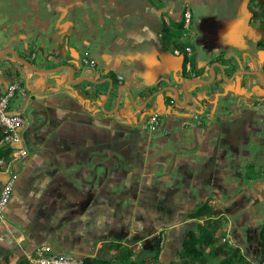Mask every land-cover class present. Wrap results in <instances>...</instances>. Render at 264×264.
<instances>
[{
	"label": "crops",
	"instance_id": "1",
	"mask_svg": "<svg viewBox=\"0 0 264 264\" xmlns=\"http://www.w3.org/2000/svg\"><path fill=\"white\" fill-rule=\"evenodd\" d=\"M187 8L191 25L183 30ZM5 48L35 55L37 68L52 71L32 70L12 53L0 61V96L15 81L27 91L19 95L25 103L10 104L9 112L27 119L15 149L28 150L14 163L1 262L33 264L45 246L84 260L111 242L145 238L148 225L161 222L160 264H172L185 237L181 227L195 221L188 214L206 201L234 246L206 262L264 260V106L257 105L264 86L257 73L238 72L264 75V0H0V54ZM85 53L95 67L82 62ZM64 66L75 68L72 81ZM213 70L222 88L198 93L201 124L176 107L172 91L158 93L210 81ZM122 85L126 109L114 113ZM232 94L244 104L226 98ZM155 113L159 128L144 129ZM179 128L189 129L188 140L172 137ZM180 153H191L193 163ZM8 177L0 170V191ZM157 208L174 211L159 215Z\"/></svg>",
	"mask_w": 264,
	"mask_h": 264
},
{
	"label": "trees",
	"instance_id": "2",
	"mask_svg": "<svg viewBox=\"0 0 264 264\" xmlns=\"http://www.w3.org/2000/svg\"><path fill=\"white\" fill-rule=\"evenodd\" d=\"M181 27L184 28V20ZM182 46V45H181ZM186 48L185 46L183 47ZM182 48V49H183ZM3 135H0L2 141ZM14 148L9 145L0 146V170H4L12 158ZM216 209L208 201L203 203L188 217L195 221L181 227L180 233H185L178 258L172 264H209L206 262L211 257H217L232 250L234 246L229 244L226 237V230L222 220L217 217ZM204 220V222H200ZM165 234L151 241L148 249L144 243L140 249L136 246L141 242L140 238H132L128 243L111 242L102 249V253L96 256H87L83 264H160V256L163 251V241ZM264 246V243H263ZM206 250L212 256L206 255ZM211 250V251H210ZM234 250V249H233ZM236 251V250H235ZM230 252V251H229ZM228 253V252H227ZM222 259L220 264H230L233 256ZM0 264H12L1 262ZM14 264H31L29 260H19Z\"/></svg>",
	"mask_w": 264,
	"mask_h": 264
},
{
	"label": "built area",
	"instance_id": "3",
	"mask_svg": "<svg viewBox=\"0 0 264 264\" xmlns=\"http://www.w3.org/2000/svg\"><path fill=\"white\" fill-rule=\"evenodd\" d=\"M191 16V11L187 8L184 12V26L186 28H189L191 25ZM185 51L186 53H190L192 49L190 46H187ZM175 53L177 55L182 54L180 49L175 50ZM34 57L36 56L30 55L28 56V60L31 61ZM82 62L91 67L97 65V60L92 59L88 53H85L82 57ZM188 69H191L190 66ZM120 79L122 78L120 77ZM18 94L26 96L27 91L21 82L15 81L8 85L7 90L0 96V126L2 127L3 142L14 148L12 158L5 168L9 177L0 191V228L5 224V211L18 179V174L14 170V163L20 157L28 154L26 148L15 149L21 143L22 137L20 131L27 123V119L22 114L9 112L10 101ZM257 105L264 106V98L260 99ZM195 118L198 120V124L202 123L198 114L195 115ZM161 120L162 116L159 113H155L143 124V127L144 129L156 131L161 124ZM33 264H83V259L68 254L55 253L50 246H45L39 249L38 256L33 259ZM260 264H264V260Z\"/></svg>",
	"mask_w": 264,
	"mask_h": 264
},
{
	"label": "water",
	"instance_id": "4",
	"mask_svg": "<svg viewBox=\"0 0 264 264\" xmlns=\"http://www.w3.org/2000/svg\"><path fill=\"white\" fill-rule=\"evenodd\" d=\"M7 53H12L15 57V59L17 61H19L21 64L31 68L32 70H35L37 72H42V71H52V70H47V69H40V68H37L35 64H33L30 60L26 59V58H22L21 56H19V54L16 52V50H13L11 48H6V50H4L1 54H0V61L4 58V56L7 54ZM11 64H6L7 67H10ZM64 68H69L71 70V81L73 80L74 76H75V68L73 66H64ZM59 69V68H58ZM58 69H55V71H57ZM239 73H243V74H258L260 75L261 77V84L264 86V75L260 72H251V71H238ZM225 69H222V74H223V80L224 82L227 81V79L225 78ZM237 75V72L234 73V75L231 77L230 80H232L235 76ZM89 80H92L91 78H88ZM110 82H111V85L113 86L114 82L112 79H109ZM93 81V80H92ZM188 84H194V87L193 89H190L188 88ZM211 86V89L213 91H217V90H220L222 88V83H216L215 82V72L213 70V78L212 80L210 81H202V80H192V81H189V82H184L181 84V86L177 87V86H170V87H167V88H163L162 90H160V92H158L159 94H163L164 91H172L175 95V102L180 105L181 108H184L186 106H188L189 104H191L192 102H194V100H201V96L198 95V93H200L201 89L202 88H208ZM123 88H126L125 85H122L119 87L118 89V95H117V109L114 111V113L117 111V110H122L124 111V109H126V107L123 105L122 108L120 109V104H121V92L123 90ZM111 90V88H110ZM110 90L108 91V93L106 94V98H105V102L108 101L109 99V95H110ZM185 96V100L186 102L184 103L183 100H182V96ZM131 99L133 102L134 101V98H133V95H131ZM148 103V101L146 102ZM119 108V109H118ZM145 106L142 108L144 109ZM102 109L105 110V103L103 102L102 103ZM109 113H112V112H109ZM107 112V114H109ZM123 113V112H122Z\"/></svg>",
	"mask_w": 264,
	"mask_h": 264
},
{
	"label": "rangeland",
	"instance_id": "5",
	"mask_svg": "<svg viewBox=\"0 0 264 264\" xmlns=\"http://www.w3.org/2000/svg\"><path fill=\"white\" fill-rule=\"evenodd\" d=\"M4 50H6V48L4 49ZM71 82V81H70ZM226 93V92H225ZM222 96V95H221ZM226 96V95H225ZM226 98H228L229 100H231V101H237L238 100V102L240 103H242L244 100L243 99H241L239 96L238 97H236V95L235 94H232V95H227L226 96ZM25 98H23L22 96H19V94L18 95H16V96H14L12 99H11V106L14 108V107H18V105H23V103H25ZM161 101V100H160ZM245 102V101H244ZM236 104V103H235ZM238 104V103H237ZM244 103H242V105H243ZM157 106L158 105H156L155 103H152L151 104V107L152 108H154V109H157ZM178 109H180L181 107H180V105H178L177 104V106H176ZM194 107H196V108H194ZM170 110V112H174V109H169ZM197 110H201V107H200V104H198V103H194V102H192L191 104H189L188 106H186V110L184 111V115L185 116H187V118H189V117H193V114H194V116H195V112L197 111ZM189 129L188 128H186V130L185 129H182V128H179V129H176V130H172V131H170L171 133H172V137H177L178 139H180V140H182V139H186V140H188L187 138H186V135L188 134V133H186L187 131H188ZM179 132H181L182 133V136H174V135H177ZM152 133H154V132H152ZM192 143V141L190 140V144ZM193 143L195 144V141H193ZM176 147H178L179 146V143H177L176 145H175ZM180 155H182V156H185L186 157V159H187V161L189 162V163H193L192 161H194V158L191 156V153H180ZM171 158H172V160H178L179 159V156H173V155H171ZM260 208H264V206H261ZM166 234V233H165ZM142 244V242H140L137 246H136V249L138 250V249H140L141 248V245ZM162 254V253H161ZM161 257V256H160ZM196 264H198V262L196 263Z\"/></svg>",
	"mask_w": 264,
	"mask_h": 264
},
{
	"label": "flooded vegetation",
	"instance_id": "6",
	"mask_svg": "<svg viewBox=\"0 0 264 264\" xmlns=\"http://www.w3.org/2000/svg\"><path fill=\"white\" fill-rule=\"evenodd\" d=\"M156 211L160 215V214H165V213H171L172 211H174V209L157 208ZM166 228H167V225L161 222H158V223H155L154 225H148V229L146 230L148 234L145 236V238H143V235L141 233H137L135 237H138L141 239L143 238L141 245L145 243L147 248L149 249L151 247V241L156 240L160 236L161 233L165 234ZM117 233H122L121 235H123L125 231L119 230Z\"/></svg>",
	"mask_w": 264,
	"mask_h": 264
},
{
	"label": "bare ground",
	"instance_id": "7",
	"mask_svg": "<svg viewBox=\"0 0 264 264\" xmlns=\"http://www.w3.org/2000/svg\"><path fill=\"white\" fill-rule=\"evenodd\" d=\"M192 18V17H191ZM171 27V26H170ZM188 29V28H187ZM187 36V35H186ZM191 46V45H190Z\"/></svg>",
	"mask_w": 264,
	"mask_h": 264
}]
</instances>
